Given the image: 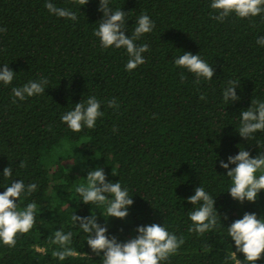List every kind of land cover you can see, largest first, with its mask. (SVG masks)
Instances as JSON below:
<instances>
[{
  "label": "trees",
  "instance_id": "16d2710c",
  "mask_svg": "<svg viewBox=\"0 0 264 264\" xmlns=\"http://www.w3.org/2000/svg\"><path fill=\"white\" fill-rule=\"evenodd\" d=\"M52 2L77 19L50 15L45 0H0V65L16 72L11 84L0 85V171L11 165L19 173L13 179L37 183L28 200L38 206L33 228L17 236L15 247L0 246V264H102L85 234L68 223L72 213L90 212L74 185L94 167L133 195L128 216L108 221L119 240L133 237L137 225L163 223L184 240L166 264H234L228 254L235 247L224 227L245 211L264 216V191L254 203L234 201L219 161L235 155L237 145L257 152L256 141L243 140L235 127L239 110L251 98H264V47L255 43L264 36V15L230 14L219 22L210 15V0H113L111 6L126 13V36L141 13L155 24L137 41L149 46L145 62L125 71L124 50L101 49L92 34L102 17L98 0ZM185 51L212 65V80L196 83L173 66L172 58ZM41 77L48 80L44 93L12 103L13 86ZM228 80L238 82L241 100L225 106L220 93ZM89 95L115 99L119 108L102 103L104 115L93 129L72 132L60 116ZM257 139L264 144V133ZM199 185L215 197L222 223L202 235L188 230L192 205L186 199ZM92 211L103 223L102 210ZM60 228L73 232L71 247L78 253L64 261L52 257L56 246L49 243ZM257 264H264V254Z\"/></svg>",
  "mask_w": 264,
  "mask_h": 264
},
{
  "label": "clouds",
  "instance_id": "9594fccd",
  "mask_svg": "<svg viewBox=\"0 0 264 264\" xmlns=\"http://www.w3.org/2000/svg\"><path fill=\"white\" fill-rule=\"evenodd\" d=\"M79 3L84 5L87 0H79ZM112 3L113 0H98L97 11L102 13V17L96 22L97 26L92 34L98 39L101 49H123L128 57L124 70L132 71L145 62L142 54L149 50L147 43L137 41L152 32L155 24L149 15L141 13L136 17L135 27L130 35L126 36V13L121 8H113ZM44 7L50 15L72 21L77 19L75 12L57 7L52 0H45ZM209 8L215 13H210L212 19L223 22L230 14L237 18L264 15V0H210ZM3 31L5 30L0 28V32ZM255 43L264 47V36H258ZM172 63L174 67L191 73L196 83L201 79H213L212 65L202 59L199 53L185 51L173 57ZM15 75L16 72L10 69L8 64L0 65V85L11 84ZM47 85V78L41 77L29 79L20 86H13L12 103L44 93ZM237 85L236 80H228L222 87L220 98L225 106L241 100V97L237 96ZM200 98L204 99V96L201 95ZM102 103L114 110L119 108L115 99L101 101L96 96L89 95L61 114L60 121L72 132H79L82 128L93 129L97 119L104 115L101 111ZM113 131L116 129L113 128ZM235 131L245 141L255 140L257 152L252 155L245 147L237 145L239 150L235 155H229L226 160L219 161L220 167L226 170L224 176L229 180L226 192L241 204L245 201L254 203L259 193L264 191V144L257 139V133H264V98H251L250 106L239 110ZM19 167H25V161L21 160ZM111 174L115 176L116 172L112 170ZM14 175L18 176L19 173H14L11 165L0 171V188H3V191H0V246H7L9 249L15 247L18 235L28 233L33 228L38 211L36 202L28 200L37 190V183L26 184L23 179H13ZM74 192L78 195L80 203L91 207L89 214L85 216L72 213L68 223L85 234V243L91 252L101 258L102 264H166L169 257L176 254L184 243L182 238L169 231L163 223L137 225L134 229L135 235L123 241L109 233V219L126 218L133 204V195L129 194V189L122 186L119 180L113 182L106 179V174L100 167L88 169L86 176L74 185ZM186 199L192 205L188 212V219L191 221L188 229L190 232L202 235L222 225L221 214L214 206L215 197L204 187L197 186L194 193ZM93 206L102 210L99 215L103 218V223L98 222L97 212L92 211ZM223 218L228 219L227 215ZM224 228L235 247V251L228 254L234 264H257V261L262 259L264 216L258 217L256 212L245 211L240 218L232 220ZM72 238L71 230H55L49 241L51 245L56 246L51 253L52 257L64 261L66 258L77 256L78 253L71 247ZM236 253H241L243 258L237 259Z\"/></svg>",
  "mask_w": 264,
  "mask_h": 264
},
{
  "label": "rangeland",
  "instance_id": "374dc122",
  "mask_svg": "<svg viewBox=\"0 0 264 264\" xmlns=\"http://www.w3.org/2000/svg\"><path fill=\"white\" fill-rule=\"evenodd\" d=\"M54 154H55V155L57 154V151H56V150L54 151L53 155H54Z\"/></svg>",
  "mask_w": 264,
  "mask_h": 264
}]
</instances>
